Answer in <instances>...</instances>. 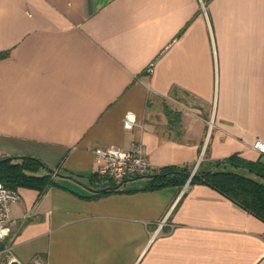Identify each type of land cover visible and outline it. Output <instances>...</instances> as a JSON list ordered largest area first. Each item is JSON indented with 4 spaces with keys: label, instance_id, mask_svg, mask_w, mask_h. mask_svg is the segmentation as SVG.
Listing matches in <instances>:
<instances>
[{
    "label": "crops",
    "instance_id": "0c3cea01",
    "mask_svg": "<svg viewBox=\"0 0 264 264\" xmlns=\"http://www.w3.org/2000/svg\"><path fill=\"white\" fill-rule=\"evenodd\" d=\"M255 140L264 0H0V159L78 180L18 188L0 264H264V222L206 185L86 187L96 147L139 141L154 168L191 172L233 154L262 161Z\"/></svg>",
    "mask_w": 264,
    "mask_h": 264
},
{
    "label": "trees",
    "instance_id": "16d2710c",
    "mask_svg": "<svg viewBox=\"0 0 264 264\" xmlns=\"http://www.w3.org/2000/svg\"><path fill=\"white\" fill-rule=\"evenodd\" d=\"M8 158V160H6ZM226 166L242 169L258 179L264 180V161H249L233 154L227 158L199 164L189 180V184L200 183L219 192L264 222V184L244 174L226 170ZM40 160L30 156L5 157L0 159V183L11 189L28 188L42 194L50 186L73 192L61 179L76 178L68 174H58ZM186 166H164L138 176L144 180V190H157L165 187L182 188L190 176ZM59 176V178H57ZM134 179V178H133ZM78 181V180H77ZM127 181V180H126ZM114 185L93 174L87 181V189L92 192L88 198H98L107 193L132 192ZM90 187V188H89ZM5 242H0L3 249Z\"/></svg>",
    "mask_w": 264,
    "mask_h": 264
},
{
    "label": "built area",
    "instance_id": "2783aa9c",
    "mask_svg": "<svg viewBox=\"0 0 264 264\" xmlns=\"http://www.w3.org/2000/svg\"><path fill=\"white\" fill-rule=\"evenodd\" d=\"M150 72V68L147 70ZM212 122H210L211 124ZM122 126L124 129H132L135 126L134 114L129 112L125 115ZM252 148L259 155L264 156V143L255 140ZM94 168L100 179L118 185L130 178L143 176L154 170L149 163L144 146L139 141H134L128 148H121L115 145H106L93 149ZM196 170V167H195ZM195 170L191 171L190 176L184 187L189 183ZM20 195L18 190L6 187L0 183V242H5V246L0 253H6L10 250L12 241V220L9 218L10 205L19 201ZM38 264L37 262H35Z\"/></svg>",
    "mask_w": 264,
    "mask_h": 264
},
{
    "label": "water",
    "instance_id": "95a60500",
    "mask_svg": "<svg viewBox=\"0 0 264 264\" xmlns=\"http://www.w3.org/2000/svg\"><path fill=\"white\" fill-rule=\"evenodd\" d=\"M6 160H8V158H6ZM193 170H195V168L193 169ZM122 184V183H121ZM121 184H118V185H121ZM9 264H19L16 260H11L10 262H9Z\"/></svg>",
    "mask_w": 264,
    "mask_h": 264
},
{
    "label": "rangeland",
    "instance_id": "374dc122",
    "mask_svg": "<svg viewBox=\"0 0 264 264\" xmlns=\"http://www.w3.org/2000/svg\"><path fill=\"white\" fill-rule=\"evenodd\" d=\"M261 160L264 161V157H261ZM35 262H37L39 264V262L37 260H34V264H36Z\"/></svg>",
    "mask_w": 264,
    "mask_h": 264
}]
</instances>
